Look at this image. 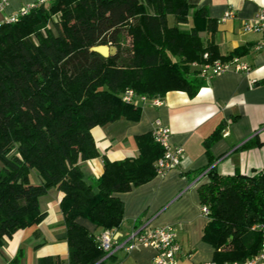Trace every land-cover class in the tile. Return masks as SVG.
<instances>
[{
    "label": "trees",
    "instance_id": "1",
    "mask_svg": "<svg viewBox=\"0 0 264 264\" xmlns=\"http://www.w3.org/2000/svg\"><path fill=\"white\" fill-rule=\"evenodd\" d=\"M43 8L0 28V246L43 218L39 198L56 188L69 263L105 264L97 234L78 219L101 231L119 227L120 194L157 175L163 149L151 131L138 135L137 155L103 157L102 174L87 181L82 162L99 155L92 128L139 120L140 97L163 98L173 90L194 96L203 85L195 64L240 56L244 48L220 55L200 35L216 21L188 0H53ZM100 44L116 53L105 57L91 49ZM127 90L132 100L123 98ZM259 144L252 139L243 148ZM208 174L210 181L198 187L208 208L203 240L216 264L243 263L260 248L261 235L251 228L264 222V169L221 175L210 168ZM52 262L47 256L39 264Z\"/></svg>",
    "mask_w": 264,
    "mask_h": 264
},
{
    "label": "crops",
    "instance_id": "2",
    "mask_svg": "<svg viewBox=\"0 0 264 264\" xmlns=\"http://www.w3.org/2000/svg\"><path fill=\"white\" fill-rule=\"evenodd\" d=\"M29 1L8 0L0 19ZM188 1L205 7L208 16L216 21L213 31H200L202 39L215 44L220 55L243 47L238 57L249 69L229 70L209 82L203 81L192 97L173 90L165 94L161 106L145 101L137 121L120 118L93 127L91 133L99 155L82 162L81 168L84 179L89 181L102 174L103 157L121 160L137 155L136 136L150 132L155 118H160L170 129L171 145H181L184 155L176 167L120 194L124 210L118 230L127 235L135 227L171 225L180 245L175 264H216L213 247L203 240L208 218L200 210L198 187L210 181V168L221 175L253 174L264 169V32L242 29V22L264 7V0ZM228 9L235 15L222 21ZM259 45L262 47L257 48ZM217 129L221 131L220 137L206 145L205 140ZM252 139L260 144L243 148ZM61 197L62 192L56 188L40 196L43 218L17 230L0 246V264H39L47 256L53 258L52 264H70L66 227L59 207ZM78 222L95 234L101 232L86 219L80 218ZM18 253L19 260L14 263ZM154 254L152 247L120 249L109 255L105 264H153Z\"/></svg>",
    "mask_w": 264,
    "mask_h": 264
},
{
    "label": "built area",
    "instance_id": "3",
    "mask_svg": "<svg viewBox=\"0 0 264 264\" xmlns=\"http://www.w3.org/2000/svg\"><path fill=\"white\" fill-rule=\"evenodd\" d=\"M51 1L53 0H31L26 2L15 13L6 15L0 19V28L3 24L16 22L21 16ZM7 5L8 0H0V12L4 11ZM234 15V11L228 9L223 13L221 20L225 21ZM242 29L244 32H264V7H261L253 16L245 19L242 22ZM260 47L262 46L259 45L257 48ZM207 56L208 55L205 53L204 58H207ZM195 66L199 69V77L205 82H209L213 77L229 70L246 71L249 69V65L238 56L226 60L214 59L204 64H195ZM123 98L127 101L132 100L134 98L133 91L127 90ZM140 100L143 103L145 101H150V103L156 107L161 106L163 102L162 98L146 99L145 97H140ZM151 134L154 141L163 149V155L155 162L157 175H162L167 170L176 167L180 163L184 155V149L181 145H171L170 129L160 118H155ZM200 210L202 214L207 215V206L202 205ZM251 229L258 231L261 235L260 248L255 255L239 264H257L259 262H264V222L253 225ZM96 240L99 247L105 253L104 258L120 249L132 251L139 247H152L155 250L153 264H175L180 252V245L176 240V232L171 225L162 224L153 227H135L131 233L127 235H123L118 230V227H114L98 233L96 235ZM197 264L214 263L201 262Z\"/></svg>",
    "mask_w": 264,
    "mask_h": 264
},
{
    "label": "water",
    "instance_id": "4",
    "mask_svg": "<svg viewBox=\"0 0 264 264\" xmlns=\"http://www.w3.org/2000/svg\"><path fill=\"white\" fill-rule=\"evenodd\" d=\"M93 51L100 53L101 55L107 57L116 53V48L113 45L100 44L93 46L91 48Z\"/></svg>",
    "mask_w": 264,
    "mask_h": 264
},
{
    "label": "rangeland",
    "instance_id": "5",
    "mask_svg": "<svg viewBox=\"0 0 264 264\" xmlns=\"http://www.w3.org/2000/svg\"><path fill=\"white\" fill-rule=\"evenodd\" d=\"M51 2H48L47 4H45L43 9L49 10ZM58 17H59V13H56V14L53 15L54 19H58ZM123 41H124L123 48H127L128 44H129V42H128L129 41V37L126 34H123ZM32 172L33 171H31V178L35 181V175H33Z\"/></svg>",
    "mask_w": 264,
    "mask_h": 264
}]
</instances>
